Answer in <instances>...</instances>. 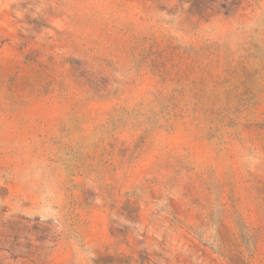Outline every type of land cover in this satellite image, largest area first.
<instances>
[{
	"label": "rangeland",
	"instance_id": "374dc122",
	"mask_svg": "<svg viewBox=\"0 0 264 264\" xmlns=\"http://www.w3.org/2000/svg\"><path fill=\"white\" fill-rule=\"evenodd\" d=\"M0 264H264V0H0Z\"/></svg>",
	"mask_w": 264,
	"mask_h": 264
}]
</instances>
